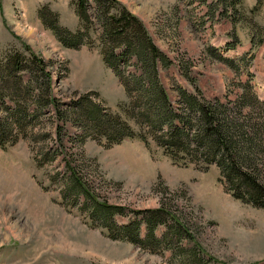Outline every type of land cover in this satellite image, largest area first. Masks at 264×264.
I'll list each match as a JSON object with an SVG mask.
<instances>
[{"label":"rangeland","instance_id":"rangeland-1","mask_svg":"<svg viewBox=\"0 0 264 264\" xmlns=\"http://www.w3.org/2000/svg\"><path fill=\"white\" fill-rule=\"evenodd\" d=\"M120 1L141 9L146 25L163 38L173 61L158 65V76L173 105L178 86L192 92L198 85L208 98L226 91L235 99L245 80L264 99V42L249 62L248 28L241 20L233 25L228 12L219 14L222 5L211 16L201 0ZM257 1L243 0L240 18L253 17L264 28V0L251 11ZM52 13L59 24L80 27L71 0H0V57L33 52L42 58L51 95L65 114L60 120L53 105H40L20 118L23 136L0 147V264H264V208L226 191L214 163L207 170L180 166L152 140L145 146L126 136L108 144L91 135L75 102L94 90L93 100L120 112L124 91L94 45L70 47L56 39L43 22ZM233 26L240 43L226 49ZM87 32L95 44L99 25L94 21ZM222 55L245 59L233 69L218 58ZM28 77L16 93L30 112L28 90L34 87L36 95L40 90ZM56 124H61L59 141ZM71 167L91 196L71 187ZM93 199L121 209L110 218L102 212L90 218ZM156 212L159 221L148 235L146 225L157 219ZM130 222L138 225L137 237L121 228Z\"/></svg>","mask_w":264,"mask_h":264},{"label":"trees","instance_id":"trees-1","mask_svg":"<svg viewBox=\"0 0 264 264\" xmlns=\"http://www.w3.org/2000/svg\"><path fill=\"white\" fill-rule=\"evenodd\" d=\"M259 1L251 11L256 9ZM201 2L205 3L206 12L211 13V16L217 10L216 7L222 5L217 10L219 14L228 12L233 25L241 20L240 23L247 26L251 44L247 52L250 60H247L250 62L255 56L256 48L264 42V28L253 17L248 21L240 18L243 13L240 14L238 8L242 7L243 0ZM71 3L80 27L71 30L59 24L55 13H52L51 20L43 22L65 46L77 47L83 43L90 47L94 45L102 61L122 86L125 95L120 112H116L101 100L92 99L97 98L96 91L83 92L75 103L80 102L79 114L90 123L91 135L104 137L108 144L118 142L126 136L141 140L145 146L152 140L172 163L180 166L192 165L193 168L207 170L214 163L218 169V180L226 191L244 203L264 208V177L259 167L263 164L260 161L264 160V99L259 98L254 85L249 80L239 81L241 91L235 99L228 98L226 91L220 95L223 97L216 95L208 98L198 85H192V92L178 86L175 106L158 76V65L167 66L171 61L153 42L145 24L137 15L120 0H71ZM228 9H232L233 13ZM235 12L238 13L236 16ZM94 21L100 27L95 44L87 32ZM231 37L226 44L227 48L240 43L234 26ZM218 58L233 69L239 67L237 61L245 59L241 56L235 60L225 55ZM45 65L46 62L33 52H29L28 57L19 52L0 57V105L4 107V112L0 107L1 148L13 144L23 136L20 118L26 119L27 113L34 114L33 111L40 105L51 104L57 113H61L58 100L51 95L50 74ZM26 72L28 74L25 78ZM180 72L188 81H193L186 68L180 69ZM27 75L40 90L37 95L32 92L34 87L27 92L34 104L30 112L27 103L19 100L16 93L27 82ZM4 96L9 100L3 99ZM253 107L259 110L255 111ZM15 113L19 114L15 116ZM59 119H65L64 111ZM128 119L133 121L135 128ZM60 130L61 124H56L58 141ZM70 170L71 187L81 188L86 195L91 196L86 182L73 167ZM91 206L88 214L90 218L99 212L110 218L121 209L119 205L104 200L93 199ZM159 210L160 208L153 209ZM158 216L159 213L156 218ZM155 221L159 219L147 223L148 235L151 234ZM121 228L131 229L134 237H137L138 225L135 222Z\"/></svg>","mask_w":264,"mask_h":264},{"label":"crops","instance_id":"crops-1","mask_svg":"<svg viewBox=\"0 0 264 264\" xmlns=\"http://www.w3.org/2000/svg\"><path fill=\"white\" fill-rule=\"evenodd\" d=\"M172 3L173 2H175L174 0H170ZM127 6V8L132 12V13H134L135 15H137L142 21H143V23L145 24V26H146V28H147V30H148V32H149V34H150V36L152 37V40H153V42L170 58V60H172L173 61V59L169 56V51L166 49V44L164 43V40H163V38L162 37H157L155 34H154V31L152 30V27H150V26H147L146 25V23H145V18H144V16L141 14V13H139L138 11H141V9L139 10V9H136L135 7L136 6H132V4H130V3H128V4H126ZM179 24V23H178ZM164 39H167L166 37H164ZM247 42H248V46L247 47H250V41H249V38L247 39ZM244 44H245V42H244ZM224 93V91L221 93V94H223Z\"/></svg>","mask_w":264,"mask_h":264}]
</instances>
